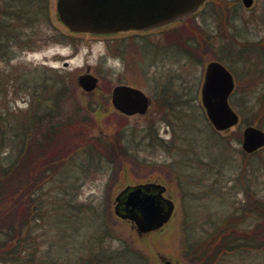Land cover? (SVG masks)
Returning <instances> with one entry per match:
<instances>
[{"label": "rangeland", "instance_id": "rangeland-1", "mask_svg": "<svg viewBox=\"0 0 264 264\" xmlns=\"http://www.w3.org/2000/svg\"><path fill=\"white\" fill-rule=\"evenodd\" d=\"M14 1L21 11L5 17L8 29L0 27L2 154L16 153L17 132L32 106L47 107L57 80L71 99L62 112L76 113L71 136L59 142L72 150L63 155L59 172L35 188L41 197L29 216V248L39 255L48 250L56 264H162L161 255L173 264H201L191 245L234 217L238 230L253 235L256 229L261 242L210 264H264V147L245 156L236 137L246 121L264 131V0H252L250 7L241 0H210L188 19L192 34L182 31L185 20L143 32H73L56 21L52 0ZM186 37H194L196 56L183 50ZM209 60L233 73L229 102L239 117L234 130L215 131L202 108ZM84 72L97 77L95 90L77 84ZM117 84L149 97L144 115L114 110L110 92ZM113 132L138 162L112 163L84 146ZM147 181L164 185L175 208L162 228L138 235L130 221L114 214V197L127 185Z\"/></svg>", "mask_w": 264, "mask_h": 264}, {"label": "trees", "instance_id": "trees-1", "mask_svg": "<svg viewBox=\"0 0 264 264\" xmlns=\"http://www.w3.org/2000/svg\"><path fill=\"white\" fill-rule=\"evenodd\" d=\"M7 1L3 2V16L0 19V27L4 26V29L9 27L5 17L14 13L9 17L16 18L17 13L21 11L15 9L14 4L8 5L10 1ZM191 18L184 21L188 28L181 26L184 34L193 33L190 20V23L187 22ZM174 32L178 30L174 29L169 34L172 35ZM190 38L194 39V37L185 38L183 50L190 56H196L194 42H191ZM7 39L11 38L7 37ZM47 83L48 80L43 83L46 89ZM53 85L55 93L47 107L41 108L38 104L35 111V106H32L35 112L32 111L33 114L27 124L20 129V132H17L20 136L16 141L18 146L16 153L7 155L8 157L5 158L0 147V262L5 264H56L48 250L39 255L36 253L37 250L29 248L34 239L29 216L32 211V217H34L33 207L38 211L39 203L36 204V201L41 197L40 194H34L35 188L43 183L49 174L52 176L59 172L63 165V155L72 150L61 147L59 142L71 136L75 123L72 116H76V113L66 115L62 112L63 103L71 100L67 96L68 89L59 80ZM40 108L41 112H38ZM251 122L246 121V124ZM236 132V137L239 139L241 132L238 129ZM27 134L30 135L29 138H26ZM14 136L16 137V133ZM99 138V136L90 138L89 144L84 146L90 150L94 149L100 156L109 158L112 163H117L124 158L131 162H138L135 156L127 152L128 149L124 147L115 132L104 138L102 142ZM1 140L2 137H0V146ZM242 154L248 155L244 152ZM253 200L250 201L253 204L263 203L258 199ZM262 207L264 205L260 206L261 209ZM260 208L258 205V214L263 213ZM234 219L229 217L221 227L205 236L199 243L191 245L196 261L201 264H210L224 253L236 254L253 247L255 245L253 241L261 242L256 235V229L250 231L254 233L253 235L248 234L249 231L241 232L233 223ZM80 264L85 263L81 261Z\"/></svg>", "mask_w": 264, "mask_h": 264}, {"label": "water", "instance_id": "water-1", "mask_svg": "<svg viewBox=\"0 0 264 264\" xmlns=\"http://www.w3.org/2000/svg\"><path fill=\"white\" fill-rule=\"evenodd\" d=\"M207 0H53L52 11L64 28L81 33L111 34L129 30H148L181 20L197 11ZM244 6L252 0H242ZM77 84L84 91L97 87L98 79L89 72L77 76ZM231 72L219 61L205 66L200 100L205 115L217 131L235 126L237 113L228 98L233 90ZM113 107L126 115L144 114L149 98L138 88L115 85L110 94ZM264 146V131L254 125L242 130L241 147L251 153ZM164 186L148 182L126 186L115 196L114 213L133 222L140 235L163 226L170 218L174 203L164 197ZM162 264H172L160 256Z\"/></svg>", "mask_w": 264, "mask_h": 264}, {"label": "flooded vegetation", "instance_id": "flooded-vegetation-1", "mask_svg": "<svg viewBox=\"0 0 264 264\" xmlns=\"http://www.w3.org/2000/svg\"><path fill=\"white\" fill-rule=\"evenodd\" d=\"M11 1H14V0H11ZM3 0H0V4H2Z\"/></svg>", "mask_w": 264, "mask_h": 264}]
</instances>
